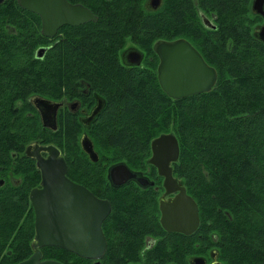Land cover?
Here are the masks:
<instances>
[{
  "label": "flooded vegetation",
  "instance_id": "obj_1",
  "mask_svg": "<svg viewBox=\"0 0 264 264\" xmlns=\"http://www.w3.org/2000/svg\"><path fill=\"white\" fill-rule=\"evenodd\" d=\"M66 1L89 11L93 19L75 26L62 25L50 37L42 32L40 15L18 6L19 11L11 18L9 29L13 32L26 31L31 43L40 45L33 54L29 53L25 69L32 72L36 66L45 84L27 87L20 101L23 116L27 122L36 125L39 132V138L26 147L31 144L55 146L66 162V177L82 187V201L89 193L109 204V213L101 222L106 244L103 256L86 259L69 252L75 264H192L194 259H202L205 264H222L218 249L213 245L216 238L200 228V217L192 234L189 230H168L162 223L161 203L170 202L179 191L167 194L164 177L148 163L151 150L148 158L136 159L137 162L133 161L134 158H127L123 152L120 161L110 165L101 163L103 157L95 148L99 127L104 124L121 126V116L125 115L121 103L118 108L115 107L117 102H121V85L105 84L103 76H112L119 83L121 73L126 77L158 79L160 58L155 47L166 43L172 50L175 44L184 43L191 46L207 67L215 71L214 88L221 75L222 62L235 60L239 51L248 53L249 46L254 43L264 45L256 37L264 24L262 14L254 8L256 0H161L160 5L149 6V0ZM0 10L16 12L17 8L6 6ZM261 13H264V3ZM8 17L3 15L2 19ZM92 42L94 48H91ZM104 43H108V47L104 48ZM38 49L41 52L37 57ZM129 50L141 55L139 64L135 65L137 55L132 57L134 53L127 54L123 60ZM54 76L57 77L55 80ZM45 125H55L56 130ZM118 136L112 139L121 142V127ZM83 138L93 144L97 162H93L82 150L80 143ZM127 153L144 154L142 151ZM42 156L47 157V154L42 153ZM24 157L26 162L34 164L32 174L23 175L30 184L24 192V202L28 206L22 217L29 222L24 231L27 229L25 235L31 236L30 246L34 252L35 213L29 195L32 190L41 189V174L35 160ZM118 164H123L122 172L126 169L130 172L129 179L121 185L117 184L119 186L108 177L109 170ZM95 169H98L97 175ZM171 169L177 186L184 188L185 194L190 196L188 187L174 174L173 164ZM3 174L0 176L3 182L0 189L7 185L14 188L21 186L19 180H14L12 170ZM124 177L127 176L121 178ZM13 193L19 198L18 190ZM75 195L77 200L79 193ZM80 209L87 210L84 207ZM73 212L75 217L77 207ZM30 215L32 218L28 219ZM74 226L75 234L81 233L88 245L92 225L83 219L78 224L75 220ZM46 248L56 247H43L39 249L41 254Z\"/></svg>",
  "mask_w": 264,
  "mask_h": 264
},
{
  "label": "trees",
  "instance_id": "obj_2",
  "mask_svg": "<svg viewBox=\"0 0 264 264\" xmlns=\"http://www.w3.org/2000/svg\"><path fill=\"white\" fill-rule=\"evenodd\" d=\"M6 6L17 10H0V79L7 86L0 92V172L12 170L21 186L0 189V264H17L33 254L31 236L24 231L29 222L22 220L30 182L17 164L25 161L24 149L32 140L20 101L34 83L22 88L25 77L35 75L38 80L36 66L31 74L25 69L37 44L24 30L10 31L19 7L16 0H3L0 8ZM249 47L251 55L239 51L212 91L182 100L162 93L156 78L125 77V83L138 89L131 102L134 117L127 112L121 123L143 130V141L131 145L112 139L130 149H146L159 134L174 135L179 146L174 174L197 204L200 228L216 238L213 245L222 264H264V45ZM48 258L75 264L73 255L60 248H46L42 259Z\"/></svg>",
  "mask_w": 264,
  "mask_h": 264
},
{
  "label": "water",
  "instance_id": "obj_3",
  "mask_svg": "<svg viewBox=\"0 0 264 264\" xmlns=\"http://www.w3.org/2000/svg\"><path fill=\"white\" fill-rule=\"evenodd\" d=\"M3 0H0V5ZM161 0H149L150 4L160 5ZM264 0H256L254 8L261 13ZM17 4L24 10L34 12L42 18V32L46 36H53L62 25L75 26L90 19L92 14L80 6H72L66 0H17ZM257 8V9H256ZM256 37L264 44V24L259 28ZM155 50L160 58L158 68V84L162 92L172 100H182L191 96L209 93L216 82V73L207 67L200 56L188 44L178 43L171 47L166 43L158 44ZM41 49L36 51L37 57ZM136 57L135 65L139 64L141 55L135 50L127 51ZM56 130L55 125H45ZM82 150L88 154L93 162L98 156L93 144L87 139L81 140ZM151 157L148 163L157 168L159 175L164 177V187L167 194L179 191L170 202L161 203L163 212L162 223L168 230L187 232L192 234L198 227V207L191 196L185 194L184 188L177 186L172 177L171 164L179 157V146L172 134H163L152 140L150 144ZM42 153L47 154L43 157ZM24 155L35 160L36 168L41 174V189L30 192L29 199L35 213V236L32 241L33 254L17 264H62L55 260H42L39 249L56 247L81 258L99 259L105 252V238L101 232V222L109 213L108 202L100 201L88 193L82 201L80 195L82 187L76 186L66 177L67 165L60 151L53 145H28ZM118 164L109 170L108 177L114 185L126 182L130 172L121 171ZM123 175L127 176L124 178ZM121 179L116 181V179ZM3 182L0 180V186ZM121 185V184H120ZM119 186V185H117ZM75 193H79L75 200ZM77 207V214L73 209ZM80 207L87 208L86 211ZM87 219L92 225L89 244L86 245L81 233L75 234L74 221L77 224ZM86 240V239H85ZM98 264V263H97ZM192 264H205L202 259H194ZM221 264V263H213Z\"/></svg>",
  "mask_w": 264,
  "mask_h": 264
},
{
  "label": "rangeland",
  "instance_id": "obj_4",
  "mask_svg": "<svg viewBox=\"0 0 264 264\" xmlns=\"http://www.w3.org/2000/svg\"><path fill=\"white\" fill-rule=\"evenodd\" d=\"M142 32H144V31H142ZM33 43H34L33 45H35V42H33ZM102 45L104 48L108 47V43L107 44L104 43ZM39 46L40 45L37 44L35 47L33 46L34 48L32 47V49H33L32 54L34 53V51ZM94 47H95V45L92 42L91 48H94ZM249 52H252V48H249L247 55H251V54H249ZM2 56H4V55H2ZM13 57H15V54L11 55V58H13ZM236 59L237 58H235V60ZM222 61H224V59H222ZM232 61L233 60L222 62L220 71H227L226 67H229L228 64L232 63ZM223 65H225L224 68H223ZM64 70H66V69H64ZM64 70H62V71H64ZM27 71H28L27 74L32 73L30 70H27ZM98 71H100V70H98ZM70 72L72 73V71H70ZM67 75H68V73H67ZM58 77H59V74H58ZM125 77H126V75L124 73H121V83H119L116 80V78H113L112 76H103V78H105V80H106V81L104 80L105 84L107 82L110 86L121 85V102H117L115 104V107L118 108L120 106V103H121V110H123V112H125V115L121 116V120L126 118L127 112L130 113V115L132 116L131 119L134 117L133 116V114H134L133 108L134 107H132L131 102L133 101V99L135 97V91L138 89V86L136 84L133 85L131 83H125L124 82ZM56 78L57 77L54 76L53 80H55ZM32 81H34V83H32L30 86L40 85L41 83L45 84V81L41 80L39 74H38V80H36V81H35V75H28L25 77L24 85H22L21 87L24 88L25 84H30V82H32ZM6 88H7L6 84L3 83V80L0 79V92L5 90ZM125 124L121 123V126H120V124L119 125L104 124V126L99 127V133L100 134L96 136L95 148L98 151L99 155L101 157H103V158H101V163H106L107 165H110L112 163L118 162L121 160L123 152L125 153V156L127 158H134L133 159L134 162H137L136 159L144 160L150 156V144H151L152 140L159 137L160 135L164 134V133H161L157 137L149 140L148 148H146V149H130L121 143H117V144L112 143V137H115V135H117V136L119 135V128L120 127H121V140H122V142H130L132 145V144H134L133 142L143 141V137L141 138V132L143 133V130L139 131L137 129L135 131L133 129L134 127H132V128L126 127ZM123 127H125V128L123 129ZM26 133H27V135L30 136V139H32L31 141H34L39 136V132L37 131V128H34V125L31 124L30 122H27V120H26ZM125 134H127V138H126ZM128 135L132 138H129ZM118 138H119V136H118ZM128 140H130V141H128ZM52 141L54 142V139H52ZM128 151L129 152L130 151H142V152H144V154L143 155H141V154L130 155L129 153H127ZM32 164H33L32 162L22 161V162L17 164V166L19 168V169L18 168L17 169L22 173V176L24 175V173L28 174L30 176L32 174L31 172H32L33 167H34V164L33 165ZM142 164H144V163H142ZM94 172L97 175L96 172H98V169H95ZM3 173H5V172H3ZM18 179H19V175L14 176V180H18ZM12 204H15V203L8 204V206H10ZM51 254L53 256H57L55 253H51ZM47 260H49V258Z\"/></svg>",
  "mask_w": 264,
  "mask_h": 264
}]
</instances>
